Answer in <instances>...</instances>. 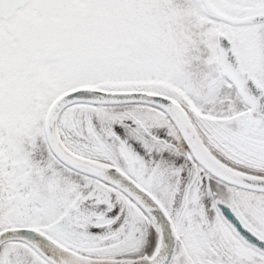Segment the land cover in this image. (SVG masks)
Returning <instances> with one entry per match:
<instances>
[{
  "label": "snow or ice",
  "instance_id": "6c2138e0",
  "mask_svg": "<svg viewBox=\"0 0 264 264\" xmlns=\"http://www.w3.org/2000/svg\"><path fill=\"white\" fill-rule=\"evenodd\" d=\"M0 264H264V0H0Z\"/></svg>",
  "mask_w": 264,
  "mask_h": 264
}]
</instances>
